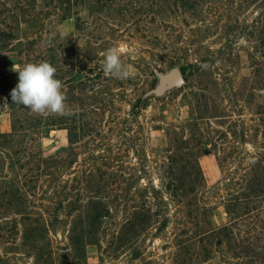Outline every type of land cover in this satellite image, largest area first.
<instances>
[{"label": "trees", "instance_id": "16d2710c", "mask_svg": "<svg viewBox=\"0 0 264 264\" xmlns=\"http://www.w3.org/2000/svg\"><path fill=\"white\" fill-rule=\"evenodd\" d=\"M149 2L154 16L151 38L157 40L163 37L166 24L174 21L204 25L208 10L220 0ZM85 3L86 0H0V96L6 100L11 118L10 132L0 133V246L3 245L6 253L28 256L30 264H88L89 246L98 247L101 261L104 254L109 258L118 257L134 248V257L141 259L140 264H158L143 258L138 240L153 227L157 226L159 233L168 228L171 223L165 200L168 196L180 216L181 227L173 242L175 264H201L213 259L229 264H264V245L257 237L259 227L254 226L248 238H241L235 230L243 217L253 215L259 219L263 213L264 159L254 160L252 168L237 173V190L230 191L225 201L231 222L220 228L212 227L211 208L202 197L206 184L199 163L214 139L205 122L210 116H192L188 140L183 139L181 127L168 132L169 144L175 152L162 166V189L155 187L152 181L137 190L132 188L133 183L140 182L149 173L146 169L134 174L116 168V156H111L109 161L105 158L102 167L80 170L73 178L63 180L70 167L66 159L70 147L89 134L99 136L101 127L97 121L107 112L115 119L112 109L102 112L96 104L74 108L67 99L70 115L38 116L15 104L11 90L18 83L16 66L28 62H50L57 69L56 78L64 84L66 97L70 88L85 94L87 81L102 78L104 71L94 77L82 76L88 64L82 66L79 64L82 61L76 62L70 54L67 38L59 32V26L73 18L75 9L79 10ZM112 3L116 2L89 1L96 10ZM23 25L28 26L25 31ZM227 51L230 57L235 56L233 46ZM6 54L16 55L17 63L11 68L3 65L2 57ZM213 58L209 52L202 53L197 73L211 70ZM220 63L230 65L231 62L222 58ZM200 101L197 100L198 106ZM141 108L138 103L133 105L132 116L137 117ZM53 131H65L70 147L47 154L42 140ZM185 145L194 152H184ZM51 183H55L59 200L45 202L41 190ZM118 210H123L125 219L104 246L103 239L109 235ZM61 211L69 219L70 228L67 250L57 253L51 227L59 219L53 218L55 212ZM9 234L19 238L8 241ZM232 260L238 262L232 263ZM1 263L9 262L0 258Z\"/></svg>", "mask_w": 264, "mask_h": 264}, {"label": "rangeland", "instance_id": "374dc122", "mask_svg": "<svg viewBox=\"0 0 264 264\" xmlns=\"http://www.w3.org/2000/svg\"><path fill=\"white\" fill-rule=\"evenodd\" d=\"M89 1L86 0L79 10L75 9L73 18L59 26V32L67 38L70 54L76 62L82 61L80 65L89 66L81 72L82 76L88 78L101 73L102 53L116 45L133 50L134 54L126 53L123 59L132 65L135 75L118 80L103 73L102 78L94 82L86 80L85 94L70 88L67 99L74 108L96 104L102 112L112 109L115 119L108 112L101 115L97 121L101 127L100 135L89 134L71 147L65 131H53L42 140L45 152L50 154L70 147L66 158L70 167L63 180L73 178L80 170L102 167L105 158L109 161L111 156H116V168L134 174L146 169L149 173L140 182L133 183L132 188L137 190L152 181L155 187L162 189V166L175 152L169 144L168 132L181 127L183 139L188 140L192 116H210L205 122L214 139L199 162L206 184L202 197L211 208L212 227L230 224L231 216L225 201L230 191L237 190V173L252 168L254 160L264 159V0H220L208 10L204 25L174 21L166 24L163 37L157 40L151 38L154 16L149 0H112L116 3L100 10L93 9ZM27 27L22 26L24 31ZM231 46L235 50L233 57L225 53ZM205 52L213 54V66L199 74L196 66ZM222 58L229 59L230 65L221 64ZM2 62L11 68L17 63L16 55L6 54ZM174 68L184 70L186 82L157 94L161 76ZM91 69H94L93 73H88ZM198 99L201 100L200 107ZM137 103L142 108L139 115L133 117L132 107ZM10 130L7 103L0 96V133ZM187 146L183 148L184 152H194ZM196 151L200 152V149ZM54 185L47 184L41 190L45 202L59 200ZM165 200L170 225L161 233L157 232V226L153 227L138 242L144 259H152L158 264H175L173 242L181 227L180 216L174 202L168 196ZM262 210L259 219L253 215L243 217L235 230L241 238H248L252 228L258 226L257 237L264 245V203ZM53 218H59L51 227L53 247L61 253L68 248L70 221L63 211L55 212ZM124 219L123 210L115 212L109 235L103 239L104 246ZM15 238L19 237L9 234L6 239L14 242ZM135 252L133 248L111 258L104 254V261H101L98 247L89 246L87 259L88 264H140L141 259H135ZM0 258L8 264L31 263V259L22 253H6L3 245L0 246ZM236 262L232 260V263ZM201 264L229 263L213 259Z\"/></svg>", "mask_w": 264, "mask_h": 264}, {"label": "clouds", "instance_id": "9594fccd", "mask_svg": "<svg viewBox=\"0 0 264 264\" xmlns=\"http://www.w3.org/2000/svg\"><path fill=\"white\" fill-rule=\"evenodd\" d=\"M126 53L134 54L131 47L124 45L112 46L102 53L105 75L118 80L134 77V68L123 59ZM14 71L18 73V83L11 90L15 104L28 108L38 116L71 114L63 91L64 84L56 78L57 69L50 62H28L16 66Z\"/></svg>", "mask_w": 264, "mask_h": 264}, {"label": "water", "instance_id": "95a60500", "mask_svg": "<svg viewBox=\"0 0 264 264\" xmlns=\"http://www.w3.org/2000/svg\"><path fill=\"white\" fill-rule=\"evenodd\" d=\"M186 82L184 72L179 68H174L167 74L161 76L160 84L157 86L156 93L162 94L169 87H178Z\"/></svg>", "mask_w": 264, "mask_h": 264}]
</instances>
